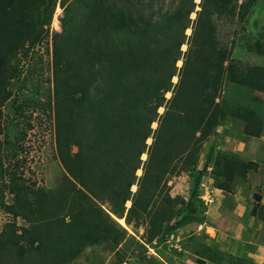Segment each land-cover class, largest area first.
<instances>
[{
    "label": "trees",
    "instance_id": "obj_1",
    "mask_svg": "<svg viewBox=\"0 0 264 264\" xmlns=\"http://www.w3.org/2000/svg\"><path fill=\"white\" fill-rule=\"evenodd\" d=\"M155 1H63L70 7L52 47L56 149L64 175L55 190H45L18 177L19 161L11 164L20 145L3 141L2 109L25 50L49 37L52 15L44 7L56 0H0V183L12 196L10 204L0 203V213L13 219L0 230V264H74L101 247L114 249L125 264L133 247L146 250L177 228L206 222L198 193L174 197L170 185L197 172L203 157L225 201L259 171L257 162L239 154L206 151L227 123H241L249 138L264 133L262 116L246 104L261 101L256 94H264V63L235 62L219 43L217 24L244 22L258 0H173L165 14L162 7L150 12ZM257 51L264 56L259 42ZM253 197L252 214L264 225L263 197ZM182 207L187 214L177 220ZM193 253L217 264L230 260L205 244ZM130 257L159 264L144 253Z\"/></svg>",
    "mask_w": 264,
    "mask_h": 264
},
{
    "label": "rangeland",
    "instance_id": "obj_2",
    "mask_svg": "<svg viewBox=\"0 0 264 264\" xmlns=\"http://www.w3.org/2000/svg\"><path fill=\"white\" fill-rule=\"evenodd\" d=\"M64 0H56L54 5L44 7V14L52 15L51 23L47 27L49 37L41 41L34 48L26 49L24 57L18 66V73L10 80L8 90L10 91V99L5 103L2 109L3 135L2 139L9 146L13 144L20 145L18 155L11 158V164L17 161L20 169H16L18 177H22L27 185L35 187V189L55 190L64 175V169L59 159L56 149L55 135V116H54V81H53V47L52 37L55 32H61V24L66 14L67 6L70 3L63 4ZM149 0H145L148 2ZM173 0L155 1V11L163 8L162 14L171 7ZM200 4L201 0L195 1ZM200 10L199 7L196 8ZM159 15V14H157ZM196 18V14L192 15ZM219 29V43L222 47L229 48L232 51L233 60L242 65H262L264 56L257 51V43H261L264 50V0H258L256 6L250 12L248 18L241 22L238 19H222L217 21ZM192 31L188 30L187 35H191ZM187 50V46L183 47ZM182 64V62H180ZM181 64H179L181 66ZM178 79L175 78V82ZM236 95H239L237 92ZM256 96L261 98L260 102L248 100L246 104L257 111L264 120V94L258 93ZM168 98L171 94H168ZM161 113L164 109L160 110ZM157 127L155 124L154 128ZM243 125L241 123H227L218 130V134L212 138L208 148L215 150L228 151L239 154L248 161H255L260 168L256 174H253L247 182H240L234 195L229 196L223 205H218L216 212L223 211L229 216L240 214L241 220L246 225V241H252V247L256 245H264V225L252 214L256 206L255 193L263 197L264 204V133L261 138H249L242 132ZM152 140H149V144ZM146 155H144V159ZM199 165L198 171L188 175L184 174L179 178L173 179L171 182L172 196H181L186 200L191 199L193 193H198V206L207 207L206 201H210L212 205H216L222 201V193L214 191L213 179L211 178V166L204 169L205 161ZM7 163H9L7 161ZM142 172L139 171V174ZM3 185L0 183V203H11L12 196L3 192ZM136 187L134 188V190ZM199 200V202H198ZM209 204V205H210ZM130 204H128L129 206ZM240 207V209H237ZM201 209L198 208V214ZM237 210V211H236ZM187 214L186 207L181 208L180 220ZM199 216V215H198ZM10 215L4 212L0 213V230L4 226L12 222ZM126 226L124 220H119ZM178 222V221H176ZM19 226H26L27 223L18 219ZM188 230L197 228L195 224H188ZM144 234V230L140 229L138 240ZM195 237L185 229L177 228L171 231V235L166 242L159 245L154 244L146 249L139 250L133 247L128 253V259L125 264H151L147 261L142 263L140 259L130 257L133 252L136 254L144 253L146 256L153 257L159 264H171L167 259V254H182L181 260L185 264H194L193 259L196 254L193 253L199 245L206 244L203 235L198 237L196 243L192 242ZM115 250L111 247H101L88 250L74 264H119L114 255Z\"/></svg>",
    "mask_w": 264,
    "mask_h": 264
},
{
    "label": "crops",
    "instance_id": "obj_3",
    "mask_svg": "<svg viewBox=\"0 0 264 264\" xmlns=\"http://www.w3.org/2000/svg\"><path fill=\"white\" fill-rule=\"evenodd\" d=\"M214 191L222 193V201H219L216 205L206 203L208 206L206 211V222L197 226L194 233L191 236L195 237L190 243L195 242L199 236L203 235L205 238L206 247H211L218 250L230 257L228 264H264V245H256L252 247L253 242L245 240V233L247 231L245 223L241 220L240 214H233L231 216L228 213L215 211L218 205H223L226 196L223 191L216 189ZM210 204V205H209ZM237 209H240L238 207ZM237 211V210H236ZM188 233L190 230L185 229ZM195 254V253H194ZM182 254H167V259L171 264H185L181 260ZM196 260H202L203 264H217L207 260V258L201 257L196 253Z\"/></svg>",
    "mask_w": 264,
    "mask_h": 264
},
{
    "label": "water",
    "instance_id": "obj_4",
    "mask_svg": "<svg viewBox=\"0 0 264 264\" xmlns=\"http://www.w3.org/2000/svg\"><path fill=\"white\" fill-rule=\"evenodd\" d=\"M183 64V63H182ZM182 64H181V66H182ZM147 159V155H146V158L144 159V160H146ZM142 172V171H141ZM139 175H142V173L141 174H139ZM137 190V187H136V189L134 190V191H136ZM131 206V203H130V205L128 206V207H130ZM124 226V225H123ZM126 228H127V226H125Z\"/></svg>",
    "mask_w": 264,
    "mask_h": 264
},
{
    "label": "built area",
    "instance_id": "obj_5",
    "mask_svg": "<svg viewBox=\"0 0 264 264\" xmlns=\"http://www.w3.org/2000/svg\"><path fill=\"white\" fill-rule=\"evenodd\" d=\"M209 202H210V201H208V200L206 201V203H209Z\"/></svg>",
    "mask_w": 264,
    "mask_h": 264
}]
</instances>
